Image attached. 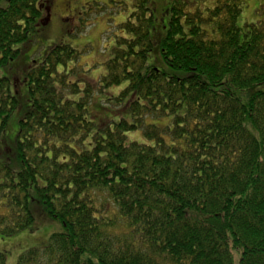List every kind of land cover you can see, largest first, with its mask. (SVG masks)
Segmentation results:
<instances>
[{
    "label": "trees",
    "instance_id": "1",
    "mask_svg": "<svg viewBox=\"0 0 264 264\" xmlns=\"http://www.w3.org/2000/svg\"><path fill=\"white\" fill-rule=\"evenodd\" d=\"M151 2L95 78L68 43L28 55L50 0H0V234L63 225L15 264H264V17L175 0L157 42Z\"/></svg>",
    "mask_w": 264,
    "mask_h": 264
},
{
    "label": "rangeland",
    "instance_id": "2",
    "mask_svg": "<svg viewBox=\"0 0 264 264\" xmlns=\"http://www.w3.org/2000/svg\"><path fill=\"white\" fill-rule=\"evenodd\" d=\"M173 1L175 0H152L151 2L157 28V32H153V37L157 42L165 33V26L169 20L166 10ZM132 8L133 0H50V6L43 12V26L37 33L30 35L33 38L36 34V38L28 55L36 51L35 60L41 61L52 44L68 43L81 51L79 64L88 70L91 77L96 78L101 72L104 73V63L112 53L116 37L122 34L118 25L127 19ZM262 12H264V0H246L239 21L241 24L256 21L264 17ZM150 62L161 64L155 52L150 56ZM17 68L20 71V66ZM4 72L5 70L2 71ZM19 88L22 92L20 98L24 103L26 87L23 84ZM114 92L117 90L114 89ZM22 102L21 108L11 115L4 134L5 142L12 147L15 146L19 120L23 112ZM92 113L99 118L104 111H100L95 106ZM155 121L164 125L169 122V119L162 117ZM129 137L141 139L142 135L136 132L134 135L129 134ZM108 204L113 207L111 201H108ZM62 229L63 225L58 220L38 214L36 222L30 228L12 236L0 234V252L7 254L8 264H15L23 251L45 244L54 232H60ZM239 259L238 252L234 253L235 264H239Z\"/></svg>",
    "mask_w": 264,
    "mask_h": 264
},
{
    "label": "flooded vegetation",
    "instance_id": "3",
    "mask_svg": "<svg viewBox=\"0 0 264 264\" xmlns=\"http://www.w3.org/2000/svg\"><path fill=\"white\" fill-rule=\"evenodd\" d=\"M86 12V11H85Z\"/></svg>",
    "mask_w": 264,
    "mask_h": 264
}]
</instances>
